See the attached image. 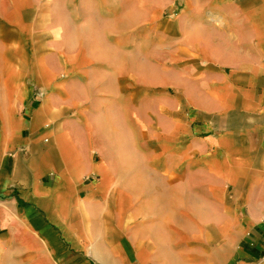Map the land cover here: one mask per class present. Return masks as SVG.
Returning a JSON list of instances; mask_svg holds the SVG:
<instances>
[{"label":"crops","instance_id":"0c3cea01","mask_svg":"<svg viewBox=\"0 0 264 264\" xmlns=\"http://www.w3.org/2000/svg\"><path fill=\"white\" fill-rule=\"evenodd\" d=\"M0 264H264V0H0Z\"/></svg>","mask_w":264,"mask_h":264}]
</instances>
